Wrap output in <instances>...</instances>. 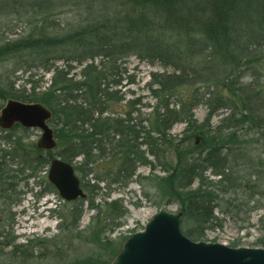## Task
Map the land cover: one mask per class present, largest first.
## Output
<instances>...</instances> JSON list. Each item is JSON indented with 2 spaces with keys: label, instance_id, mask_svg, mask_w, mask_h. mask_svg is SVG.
Segmentation results:
<instances>
[{
  "label": "trees",
  "instance_id": "1",
  "mask_svg": "<svg viewBox=\"0 0 264 264\" xmlns=\"http://www.w3.org/2000/svg\"><path fill=\"white\" fill-rule=\"evenodd\" d=\"M126 6L131 11L118 10ZM70 7L74 20L65 13ZM181 7L203 17L204 24L179 15L173 19L171 11ZM54 14L58 19H52ZM20 22L28 30L15 38ZM132 55L174 67V72L152 75L148 90L154 104L147 114L141 109L149 106L140 98L126 101L122 93L124 61ZM6 61L10 75L23 71L28 76L16 87V81L0 73V98L49 108L57 147L40 149L28 130L16 125L4 136L9 150L2 151L1 159L9 157L20 173H29V180L42 177L58 156L85 177L95 174L97 184H84L86 198L74 201L60 217L53 237H36L4 252L13 241L0 231V264H111L128 237L116 240L107 233L118 227L116 221L127 209H119L118 200L96 204L99 182L109 189L127 187L136 177L145 198L159 206H178L181 230L194 241L221 226L217 208L238 215L245 207L254 208L250 201L256 197L262 206L263 152L259 143L242 140L240 130L264 125V85L256 76L264 66V0L210 5L188 0H0V63ZM36 69L51 74L46 86L34 80ZM248 71L253 79L244 83ZM199 104L208 110L202 121L194 113ZM222 110L226 112L214 122ZM177 124L185 127L174 135ZM16 128L24 134H15ZM79 157L82 161L75 164ZM141 166L151 172L138 173ZM3 167L1 161L0 182L12 187L15 176ZM158 167L164 175L154 173ZM241 191L249 196L246 202H236ZM85 203L98 212L86 238L97 247L96 255L80 254L75 244L85 234L79 229Z\"/></svg>",
  "mask_w": 264,
  "mask_h": 264
},
{
  "label": "rangeland",
  "instance_id": "2",
  "mask_svg": "<svg viewBox=\"0 0 264 264\" xmlns=\"http://www.w3.org/2000/svg\"><path fill=\"white\" fill-rule=\"evenodd\" d=\"M191 2L201 3L205 5H210L218 0H188ZM190 7V6H189ZM75 9V8H74ZM112 9H110L111 11ZM118 10L131 11L130 6L124 8H119ZM67 12V13H66ZM66 15H69L73 20L75 19V13L73 8H68L65 11ZM173 13V19H178V15L181 18H187L191 22L197 25H203L204 18L197 16L198 14L191 9L179 8ZM111 24L115 21V12L112 11L111 14ZM59 16L54 14L52 19H58ZM180 19V18H179ZM19 28L16 30L17 34L13 35L15 38L22 36L20 34L26 33L28 28L25 23H19ZM8 35V33H6ZM24 35V34H23ZM124 66H126V71L123 74V88L122 93L125 95V100L140 98L144 105L149 107H144L142 112L145 114L149 113L154 104V100L148 90L149 84L151 82L152 75L154 73H165L174 72V67L166 66L160 60H153L147 58H141L136 55H132L125 59ZM60 62L59 64H61ZM76 72L80 71L77 67ZM10 65L6 61L5 63H0V73H5L8 81V75L10 80L17 82L16 87L21 85L28 76L23 73V71H18L15 75H10ZM36 76L34 80H37V84L46 86L49 81L51 74L45 73L42 70L36 69ZM256 76L259 82L264 85V66L260 72H256ZM253 79V71H248L244 73L242 77V82L249 83ZM24 80V81H23ZM124 101L123 103H125ZM7 101L0 98V105L4 106ZM2 107H0L1 114ZM226 110L220 111L218 116L214 117V122H217L222 114ZM194 113L198 120L202 121L207 116L208 110L205 105L199 104L195 107ZM185 125L177 124L173 128V134L179 135L182 133ZM9 131H4L0 127V162H4V167L6 171H10L15 177L12 180L13 186H9V182H0V231H5L10 241H13L12 245L4 248V252H11L13 246H20L26 244L28 240L36 237H53L59 233V223L61 222L60 217L67 212L68 208L72 207L73 202L65 201L59 194L58 190L53 186L48 180V167L47 170L41 173L40 178H31L29 180L25 179L28 172L20 173L21 167L10 162L9 157L6 159H1L2 151H8L9 146L4 140V136L8 134ZM15 134H24V132L16 128L13 130ZM27 134L30 136L31 140L38 142L41 138V131L37 129H28ZM242 135V140H249L250 142L259 143V151L263 152L264 158V125L260 128H250L244 127L240 130ZM144 148V147H143ZM145 150V148L143 149ZM147 157L152 160L151 155ZM82 158L76 159L75 164L80 163ZM23 170V168H22ZM102 171L101 169H99ZM77 176L81 180L83 189L86 191L84 184H97L95 181V174H88L86 177L80 172L75 170ZM151 172L150 167L141 166L138 169V173L148 175ZM158 175H164L161 167H158L154 172ZM107 183L99 182L98 185L100 189L95 190L96 204H101L102 202H111L113 200H118V207L121 209H127V213L119 218L118 227L114 229L111 233H107L112 239L121 240L123 237H129L134 233L143 231L147 222L153 217L154 214L160 210H168L170 212H178V206L176 204L162 205L159 206L157 203L148 200L143 194L142 186L136 181L134 177L133 181L124 187L121 184L111 185L110 189L106 185ZM241 191L239 195L236 196V202H246L248 199V194ZM259 197H256V200ZM81 200V199H78ZM84 200V199H82ZM256 200L250 201L251 206L254 208L245 207L244 211L240 212L238 215L234 214H222L219 208L216 209L215 213L218 215L220 220L218 223L221 226H217L215 229L206 231L205 237L202 239L206 242L223 243L230 247L235 244L236 247H261L264 248L261 240H264V200L262 201V206H257L260 203ZM260 200V199H259ZM50 202L53 205V211H50ZM97 210H91L87 203H85L84 214L80 222L81 230H85L80 240L75 239L76 246L80 249V254L83 255H96L97 247L93 244H89L86 238L89 236L92 218L97 215ZM117 215V212L114 213ZM87 236V237H85ZM99 250V249H98ZM38 254V251H35ZM3 259L5 256L2 257Z\"/></svg>",
  "mask_w": 264,
  "mask_h": 264
},
{
  "label": "water",
  "instance_id": "3",
  "mask_svg": "<svg viewBox=\"0 0 264 264\" xmlns=\"http://www.w3.org/2000/svg\"><path fill=\"white\" fill-rule=\"evenodd\" d=\"M51 111L41 103H25L16 99L6 102L0 114V127L15 124L40 129L39 148H56L54 131L49 125ZM48 180L65 201L85 198L74 166L54 158ZM183 214L160 210L147 222L143 231L132 234L111 264H264V248L230 247L223 243L194 241L181 230Z\"/></svg>",
  "mask_w": 264,
  "mask_h": 264
}]
</instances>
